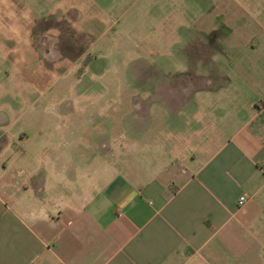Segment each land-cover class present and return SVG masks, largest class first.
Wrapping results in <instances>:
<instances>
[{"label":"crops","instance_id":"1","mask_svg":"<svg viewBox=\"0 0 264 264\" xmlns=\"http://www.w3.org/2000/svg\"><path fill=\"white\" fill-rule=\"evenodd\" d=\"M29 1L0 0V48L9 23L46 13L25 15ZM254 80L248 103L216 108L219 124L193 98L231 81L180 93L221 130L192 133L190 150L162 135L163 105L131 99L132 122L111 141L68 122L55 140L0 107V264H264V84Z\"/></svg>","mask_w":264,"mask_h":264},{"label":"rangeland","instance_id":"2","mask_svg":"<svg viewBox=\"0 0 264 264\" xmlns=\"http://www.w3.org/2000/svg\"><path fill=\"white\" fill-rule=\"evenodd\" d=\"M29 3L25 15L46 13L9 23L0 48V76H6L0 77V107L15 127L38 122L59 140V123H89L91 132L102 127L101 138L111 141L131 124L124 117L132 99L165 106L162 135L190 150L196 148L192 133L203 139L221 130L205 125L201 107L190 109L181 92L220 91L231 81L227 93L193 98L219 124L216 108L226 112L231 99L236 105L252 99L245 82L262 78L254 83L264 84V0ZM195 122L200 126L193 131Z\"/></svg>","mask_w":264,"mask_h":264},{"label":"built area","instance_id":"3","mask_svg":"<svg viewBox=\"0 0 264 264\" xmlns=\"http://www.w3.org/2000/svg\"><path fill=\"white\" fill-rule=\"evenodd\" d=\"M243 201H244V197H243V196H239V197L237 198L236 203H237V205L239 206V205H241V204L243 203Z\"/></svg>","mask_w":264,"mask_h":264}]
</instances>
